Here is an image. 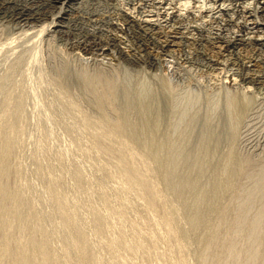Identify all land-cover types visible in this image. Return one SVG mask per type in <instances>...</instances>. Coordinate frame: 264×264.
<instances>
[{"label":"rangeland","instance_id":"obj_1","mask_svg":"<svg viewBox=\"0 0 264 264\" xmlns=\"http://www.w3.org/2000/svg\"><path fill=\"white\" fill-rule=\"evenodd\" d=\"M212 1L0 0V264H264L262 0Z\"/></svg>","mask_w":264,"mask_h":264},{"label":"bare ground","instance_id":"obj_2","mask_svg":"<svg viewBox=\"0 0 264 264\" xmlns=\"http://www.w3.org/2000/svg\"><path fill=\"white\" fill-rule=\"evenodd\" d=\"M47 2H49V3H52V4H58V3H61V2H63V3H70V5L71 4H75L76 2H78V3H80V2H82L83 0H46ZM247 0H213L212 2L214 3V7H213V11H215L216 12V14L218 13V12H220V14L221 15H224V16H226V18H225V21H226V23H224L225 25H238V27H239V29H238V32H243L242 30L244 29L243 27H245V25H241L240 23L238 24V23H236L237 22V20H238V18L239 17H243L245 20V22L246 23H251V24H255V23H258L255 27H259V25H260V23L256 20V18H254V16L256 17V15L254 14V13H250L249 12V10H247L246 9V7L244 6V4H245V2H246ZM187 2V1H186ZM185 2V3H186ZM226 2H228L229 4L226 6V7H224L225 6V4H226ZM261 2V6H260V8H261V11H259V12H261L260 14H261V16H262V18L264 19V0H262V1H260ZM135 3V2H134ZM183 3V2H182ZM181 3V4H182ZM197 3V2H196ZM247 4V3H246ZM154 5V4H153ZM231 5V6H230ZM199 6V5H198ZM230 6V7H229ZM59 7V6H58ZM77 7V6H76ZM177 7V6H176ZM228 7V8H227ZM249 7V6H248ZM179 9V8H178ZM212 11V10H211ZM232 11V13L233 14H235L236 15V18H234V17H232V16H234V15H229L230 14V12ZM132 13V12H131ZM168 13H171L169 16H170V20L172 19V20H177V17L179 16V12H177V10H174V11H172V12H168ZM185 13V12H184ZM256 13V12H255ZM15 14H17L18 15V19H20V21H33V20H37L40 16H38L37 17V15H39V13H35L34 11H33V9L32 8H25V7H22V8H18V10H17V12L15 13ZM167 14V13H166ZM183 14V13H182ZM194 14V13H193ZM136 15V14H135ZM158 15V14H157ZM181 15V14H180ZM186 15V14H185ZM198 15V14H197ZM125 16H126V20L128 21V23L132 26H134L135 28H136V30H137V34L139 35V33L142 35V30H140V29H142V27H144L145 28V26H150V27H157V23H154L153 21H150V20H148V19H144V20H141V19H138V18H130L129 17V14L128 13H126L125 12ZM189 16V15H188ZM195 17V16H194ZM214 17H215V15H214ZM73 18V17H72ZM179 18H182V17H179ZM200 18H202L201 16H200ZM221 18H223V17H221ZM69 18H68V16H65V15H62L61 17H60V22L62 23H64V22H66L67 20H68ZM74 19V18H73ZM197 19H199V18H197ZM215 19V18H214ZM263 19H261V20H263ZM98 20V19H97ZM179 20V19H178ZM194 20V19H193ZM260 20V21H261ZM167 21V20H166ZM216 21V20H215ZM218 21V20H217ZM221 21V20H220ZM240 21V20H239ZM238 21V22H239ZM242 21V20H241ZM264 21V20H263ZM96 22H98V21H96ZM124 22H125V20H124ZM176 21H174V23H175ZM184 21H182V23H183ZM186 22V21H185ZM29 23V22H28ZM56 23V22H55ZM180 23V22H179ZM194 23V22H193ZM196 23V22H195ZM199 23V22H198ZM242 23V22H241ZM21 24V23H20ZM54 24V23H53ZM126 24V23H125ZM165 24V23H164ZM262 24H264V23H262ZM62 25V24H61ZM61 25H55V27L56 28H58V27H60ZM159 25V24H158ZM171 25V24H170ZM194 25V24H193ZM223 25V24H222ZM178 27H179V25H177ZM97 27V26H96ZM184 27V26H183ZM196 27V26H195ZM198 27V26H197ZM128 29H129V26L127 27ZM132 28V27H131ZM149 28V27H148ZM163 28V27H162ZM260 28V27H259ZM259 28H257V29H259ZM263 29H264V27H262ZM126 29V28H125ZM146 29H147V27H146ZM156 29V28H155ZM191 29H192V27H191ZM190 29V30H191ZM194 29V28H193ZM247 29V28H246ZM51 30V29H50ZM130 30V29H129ZM186 30V29H185ZM197 30V29H196ZM208 30V29H207ZM132 31H133V28H132ZM176 31V30H175ZM257 31V30H256ZM175 33V32H174ZM196 33V32H195ZM263 35H264V30H263ZM145 34V33H144ZM228 34V33H227ZM249 33L246 31V33H245V35H243V38H241V40L243 41L244 39H245V36L246 35H248ZM200 35H202V34H200ZM57 36V35H56ZM93 36V35H92ZM143 36V35H142ZM161 36V35H160ZM188 36V35H187ZM186 36V37H187ZM204 36V35H203ZM219 36V35H218ZM237 36H239V35H237ZM237 36H232L231 38H229V39H226L225 37V40H223L222 42H224V45H223V49L225 50V51H228L229 52V54H233V53H236L235 52V49H236V44H237V41L236 40H239L238 38L236 39V37ZM242 36V35H241ZM54 37V36H53ZM80 37H82V36H80ZM137 37V36H136ZM135 37V38H136ZM148 37V36H147ZM146 37V35H144V38H145V42H143L140 46H139V49H140V51H147L148 52V50H149V48L152 46V45H154L155 44V42L152 40V39H150V38H147ZM210 37V36H209ZM221 37V36H220ZM99 38L100 37H98V41H99ZM200 38V37H199ZM204 38V37H203ZM211 38V37H210ZM159 39V38H158ZM157 39V40H158ZM249 39V38H248ZM128 40V39H127ZM253 40V39H252ZM256 40V39H255ZM257 40H260L259 38L257 39ZM180 41V40H179ZM217 41V40H216ZM220 41V40H219ZM188 42V41H187ZM112 43V42H111ZM114 43V42H113ZM172 43V42H171ZM75 44V43H74ZM82 44V43H81ZM106 44V43H105ZM192 45V44H191ZM207 45V44H206ZM159 46V45H158ZM170 46V44L168 43V44H165L163 47H165V48H167V47H169ZM189 46V45H188ZM79 47V46H78ZM85 52H89V51H91V50H94V49H98V50H102V51H107L108 49L107 48H105L103 45H101V43H99V42H97L96 40H95V37H94V39H90L89 41H87L86 43H84L83 45H81L80 46ZM107 47V46H106ZM156 48V47H155ZM172 48V47H171ZM136 49V48H135ZM170 49V48H169ZM171 50V49H170ZM108 52V51H107ZM122 52V51H121ZM195 52V51H194ZM146 54V53H145ZM140 55V54H139ZM149 55V54H148ZM188 55V54H187ZM227 55V54H226ZM146 56V55H145ZM233 56V55H232ZM139 57V56H138ZM171 57H172V55H171ZM133 58V57H132ZM136 58V57H135ZM139 59H141V58H139ZM146 58L144 57V60H145ZM172 59V58H171ZM185 59V58H184ZM137 60V59H136ZM143 60V61H144ZM175 60V59H174ZM195 60V59H194ZM200 60V59H199ZM188 61V60H187ZM255 61V60H254ZM254 61H248V64H240V66L242 67V69H244V70H251V71H253V72H260V73H263V75H264V65L263 66H260L257 62H254ZM151 62H153V61H151ZM161 62V61H160ZM242 63V62H241ZM244 63V62H243ZM235 64V63H234ZM216 65V64H215ZM172 67V66H171ZM174 67V66H173ZM226 67V66H225ZM214 68V67H213ZM168 69V68H167ZM171 69V68H170ZM171 71V70H170ZM239 71V70H238ZM183 72V71H182ZM181 72V73H182ZM169 73V72H168ZM184 73V72H183ZM188 73V72H187ZM186 73V74H187ZM205 75V74H204ZM250 75V74H249ZM262 75V76H263ZM189 76H191V75H189ZM220 76V75H219ZM229 77V76H228ZM253 77V76H252ZM184 78V77H183ZM189 78V77H188ZM199 78V77H198ZM223 78V77H222ZM240 78V77H239ZM241 78H242V80H244V81H247L248 80V78L249 77H247V76H245L244 74H242L241 75ZM171 79V78H170ZM181 79V78H180ZM190 79V78H189ZM194 79H196V78H194ZM204 79V78H203ZM234 79V78H233ZM223 80V79H222ZM227 80V79H226ZM235 80V79H234ZM237 80V79H236ZM198 81V80H197ZM210 81V80H209ZM262 81V80H261ZM172 82V81H171ZM195 82V81H194ZM199 82V81H198ZM197 82V83H198ZM236 82V81H235ZM169 83V82H168ZM227 83V82H226ZM233 83V82H232ZM169 84H171V83H169ZM205 84V83H204ZM212 84V83H211ZM229 84V83H228ZM191 85V84H190ZM196 85V84H195ZM209 85H210V82H209ZM241 85V84H240ZM199 86V85H198ZM237 86V85H236ZM258 86V85H257ZM206 87V86H205ZM208 87V86H207ZM212 87V86H211ZM227 87V86H226ZM241 87V86H240ZM201 88V87H200ZM238 88V87H237ZM209 89H211V88H209ZM250 90V89H249ZM236 91V90H235ZM251 101V100H250ZM240 103V102H239ZM243 103V102H242ZM241 105H243V104H241ZM245 105H247V104H245ZM246 107V106H245ZM244 107V108H245ZM242 108V107H241ZM240 108V109H241ZM242 110V109H241ZM244 110V109H243ZM247 111H248V109H247ZM243 114H244V111L242 112Z\"/></svg>","mask_w":264,"mask_h":264}]
</instances>
